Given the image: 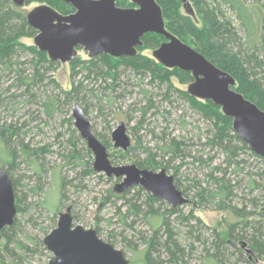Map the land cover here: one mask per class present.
<instances>
[{
	"label": "rangeland",
	"instance_id": "374dc122",
	"mask_svg": "<svg viewBox=\"0 0 264 264\" xmlns=\"http://www.w3.org/2000/svg\"><path fill=\"white\" fill-rule=\"evenodd\" d=\"M40 5L38 2H32L23 6L22 10L29 12ZM185 6L187 8H183L182 12L197 22L191 7L188 4ZM239 36L243 44V32H240ZM20 42L33 45L32 38H23ZM242 44L240 50L244 52L245 46ZM140 54L151 58L152 49H144ZM22 57L24 62H27L24 69L28 73L31 58L28 55ZM74 59L88 61L87 53L78 49ZM56 63L55 69L47 76L56 81L61 91L68 92L72 87L71 65ZM260 71L264 72V69ZM261 72L259 76L263 77ZM120 74L121 82L127 83V86H111L105 92L106 96H111L110 102L103 99L99 102L94 98L96 93L89 92L93 84L94 89L100 85L102 87L106 84L111 85L110 78L106 80L98 77L94 81L89 80V84L83 83V86L87 87L86 95L83 94V102L72 101L51 120L41 115L39 104L36 102L27 104L20 101L14 108L12 117L9 112L2 111L0 125L4 121L9 125L10 120L20 123L25 121L26 126L22 131L26 135L22 137L27 146L24 150L29 155L26 157L13 145L16 151L13 166L2 165L0 162V170L11 180L15 206L20 209L14 218L12 236L9 235L11 238L0 232V264H8L9 258L13 260V264H48L52 254L42 245V240L56 228L58 215L67 207H71L73 226L93 229L102 241L121 250L125 257L129 261L133 260L135 264H141L145 243L152 237L154 229L159 236L164 235L165 227H157L160 216L167 221L173 241L184 249V264H210L208 256L211 257L215 251L214 243L218 240L217 236L223 235L227 225L239 221L228 211L201 209L197 206L199 202H196L193 185L196 180L204 187V181L207 180L204 175L208 171L204 166L194 163L193 159L188 157L181 159L172 158L170 155L164 156L160 151L161 138L165 135L167 139L184 141L186 152H192V156L194 151H197V155H201L203 159L212 157L210 167L223 168L224 157L221 152L203 146L205 135L210 128L209 122L190 109L188 103L175 92H171L166 99L163 98L165 86L159 85L158 82L150 84L148 75L142 78L138 86V76L132 75L128 70ZM81 76L76 77V81L81 80ZM171 83L176 89L186 90V85H180L173 79ZM140 88L153 96L152 101L157 107L156 110L151 109L144 120L141 118L144 100L138 93ZM122 91H126L127 94L122 98H115ZM52 92L57 93L45 79L39 86L38 93ZM75 104L83 109L92 133L106 147L109 161L113 166L130 164L136 166V163H143L150 158L157 166L139 169L153 172L164 170L167 175L173 177L174 184L178 185L175 187L180 192L186 191L183 195L186 203L174 208L176 213L173 214L169 211L170 206L164 201L159 200L160 203L149 201L148 197L152 196L140 187H134L122 194L115 193L114 187L121 179L106 177L92 169L93 155L74 127L72 110ZM119 123L124 124L130 139V148L125 152L115 149L110 139L111 132ZM3 151L0 146V153ZM239 158L245 161L242 165L243 171L235 175H229L230 170L227 171V177L239 183L234 190L237 198H234L233 203L238 206L245 205L246 211H254L255 216L248 218V221L253 224L259 223L264 205V189L249 192L248 182L249 179H253L261 185L259 183L262 180L255 176V173H261L263 167L247 153L240 154ZM246 173L251 177L249 178ZM234 182L231 184L234 185ZM34 186L38 187L37 194L31 192ZM259 187H264V182ZM130 205L140 206V214L128 215L126 211ZM176 214L186 220H178ZM190 227L194 228L190 230ZM262 234L264 239V231ZM15 241L20 242L24 246L23 249L15 248ZM163 250L161 249L159 254L162 264H166ZM224 251L226 264H264L256 257L246 240L227 239ZM247 261L249 262L246 263Z\"/></svg>",
	"mask_w": 264,
	"mask_h": 264
},
{
	"label": "trees",
	"instance_id": "16d2710c",
	"mask_svg": "<svg viewBox=\"0 0 264 264\" xmlns=\"http://www.w3.org/2000/svg\"><path fill=\"white\" fill-rule=\"evenodd\" d=\"M154 1L161 10L166 31L232 77L234 79L232 89L264 112V72L260 71L264 69V57H260L264 55L262 54L264 53V0ZM32 2L46 5L64 16L74 12L69 4L63 3L61 0H27L24 6ZM185 4L191 7L197 22L182 12L183 8H187ZM116 6L119 8L134 7L128 0H118ZM26 14L27 12H24L22 7L15 6L11 0H0V121H2V111L3 113L9 112L10 117H12L15 112L14 108L20 101L27 104L38 103L41 115L51 120L65 106H69L72 101L83 102V94L86 95L87 93V87H84L83 83L89 84V80L94 81L98 77L106 80L110 78L111 85L104 82L105 87L100 85L94 89L95 84H93L89 92L96 93L94 98L99 102L102 99L105 102H110L111 96H106L105 92L111 86H127V83L121 82L120 72L128 70L132 75L138 76V86L142 82V78L148 75L150 84L158 82L159 85L165 86L163 98L166 99L171 92H175L179 98L188 103L190 109L209 122L211 129L209 128L208 133L205 135L203 146L221 152L224 157L223 168L221 166L210 167L212 157L203 159L201 155H197V151H194L195 153L192 156V152H186L184 141L167 139L165 135L161 138L160 151L164 156L170 155L172 158L179 157L181 159L188 157L193 159L194 163H198V165L204 166L205 170H208L204 175L207 179L204 181V187L198 181H194L195 199L196 202H199L197 206L201 209L211 208V210L228 211L239 219L236 223L227 225L223 235L217 236L218 240L214 243L215 251L211 257L208 256L210 264H226L227 259H225L226 252L224 248L227 239L231 241L246 240L256 257L264 262V239L262 234V231H264V205L259 216L261 222L253 224L248 221V218L255 216V213L254 211H246L247 208L243 204L238 206L233 203L234 198H237L234 190H236L239 183L227 177L228 170H230L229 175H235L243 171L242 165L245 161L239 156L247 153L259 161L263 167L261 173H255V176L261 178L262 181L259 183L261 185H258V181L249 179V192L258 189L262 191L264 187L259 186H262L264 182V159L252 153L246 144L236 136L232 130L231 119L224 116L219 107L210 101H200L190 97L186 90L183 91L172 86V79L180 85L191 83L193 79L190 73L177 68L165 69L152 57L149 58L140 54L144 49H152L153 51L164 39L156 34H146L141 39L142 46L137 48V54L134 57L116 59L102 54L88 61L72 59L70 61L72 87L66 92L61 91L56 81L49 75L47 76L55 69L57 63L49 61L47 55L38 51L33 45H25L20 42L23 38L33 39L37 34L27 24ZM239 31L243 32L244 35V52L240 50L242 42ZM23 55H28L31 58L28 73L24 69L27 62L25 63L22 59ZM260 72L263 77L259 76ZM82 74L84 75L81 76ZM79 76H81V80L76 81V77ZM45 79L48 81V85L57 93H38L39 86L42 85ZM138 93L141 94L144 100L141 113V118L144 120L149 111L151 109L156 110L157 107L152 101L153 96L148 91L140 88ZM125 94L127 92L122 91L115 98H122ZM25 126V121L20 123V121L12 122V120H10L9 125L5 121L0 125V146L4 150L0 153L2 165L13 166L12 161L16 156L13 145L16 149L19 148L26 157L29 155L24 150L27 146L24 144V138L22 137V135H26L22 131ZM13 138H15L14 141ZM156 166L150 158L143 161V163H136L138 168H155ZM89 171L91 172V170ZM246 174L249 178L251 177L248 173ZM232 182H234V185L231 184ZM174 186L178 187L177 183ZM31 192L37 194L38 187L34 186ZM181 194L185 195L186 191H182ZM148 199L151 202L157 201L160 203L158 199L149 197ZM16 208L17 212L20 211L18 207ZM139 209L140 206L130 205L126 213L137 216L140 214ZM149 209L151 210V208ZM169 211L173 214L176 213V209L172 207L169 208ZM190 216L192 215L190 214ZM176 218L181 221L186 220L181 215H177ZM14 225L15 220L11 226L5 227L1 232L6 233L7 238H11L9 235L12 236ZM157 227H165V233L163 236H159L154 229L152 237L145 243L141 264H162L163 261L159 254L161 249H164L166 264H184V249L176 241H173L167 221L163 219V216H160ZM193 228L190 227V230ZM9 241L11 240L9 239ZM14 247L23 249L24 246L15 241ZM156 253L157 256L153 255ZM9 259L8 264H13V260ZM129 264H135V262L130 260Z\"/></svg>",
	"mask_w": 264,
	"mask_h": 264
},
{
	"label": "water",
	"instance_id": "95a60500",
	"mask_svg": "<svg viewBox=\"0 0 264 264\" xmlns=\"http://www.w3.org/2000/svg\"><path fill=\"white\" fill-rule=\"evenodd\" d=\"M23 7L27 0H11ZM74 12L61 15L46 5L26 14V22L37 34L33 46L53 63H70L81 48L92 59L108 55L119 59L134 57L141 39L156 34L164 41L151 57L165 69L188 72L193 81L186 93L200 101H210L232 121V130L255 155L264 159V112L234 91V79L221 71L193 48L166 31L159 6L154 0H128L134 7L119 8L118 0H61ZM74 127L93 155L92 169L106 177L121 179L114 192L122 194L140 187L152 198L176 208L186 203L173 178L164 170L153 172L138 169L134 164L113 166L106 148L93 136L83 110L75 104L72 110ZM113 147L125 152L130 139L125 126L119 123L111 133ZM17 214L11 180L0 170V232L13 224ZM52 254L48 264H129L121 250L102 241L93 229L73 226L71 207L58 215L56 228L42 240Z\"/></svg>",
	"mask_w": 264,
	"mask_h": 264
},
{
	"label": "flooded vegetation",
	"instance_id": "af4514ba",
	"mask_svg": "<svg viewBox=\"0 0 264 264\" xmlns=\"http://www.w3.org/2000/svg\"><path fill=\"white\" fill-rule=\"evenodd\" d=\"M77 49H81V48H77ZM76 49V50H77ZM82 50V49H81ZM77 56V55H76ZM88 57V56H87ZM92 59H94V58H92ZM92 59H90V58H88V60H92ZM187 86V85H186ZM81 108V107H80ZM82 109V108H81ZM83 110V109H82ZM84 112V111H83ZM84 115H85V113H84ZM86 117V116H85ZM86 119H87V117H86ZM88 120V119H87ZM90 124V123H89ZM124 125V124H123ZM91 129V128H90ZM125 130H126V128H125ZM91 133H92V131H91ZM112 133V132H111ZM93 134V133H92ZM126 134H127V132H126ZM93 136L97 139V137L93 134ZM128 136V135H127ZM110 139H111V135H110ZM98 140V139H97ZM84 141V140H83ZM99 141V140H98ZM85 142V141H84ZM100 142V141H99ZM101 143V142H100ZM102 144V143H101ZM103 145V144H102ZM104 146V145H103ZM105 147V146H104ZM106 148V147H105ZM130 148V147H129ZM128 148V149H129ZM138 168V167H137ZM139 169V168H138ZM147 170V169H146Z\"/></svg>",
	"mask_w": 264,
	"mask_h": 264
}]
</instances>
